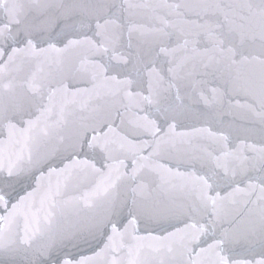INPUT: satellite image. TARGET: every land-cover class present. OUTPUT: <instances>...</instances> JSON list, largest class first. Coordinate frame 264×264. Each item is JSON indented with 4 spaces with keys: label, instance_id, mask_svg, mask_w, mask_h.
<instances>
[{
    "label": "snow or ice",
    "instance_id": "6c2138e0",
    "mask_svg": "<svg viewBox=\"0 0 264 264\" xmlns=\"http://www.w3.org/2000/svg\"><path fill=\"white\" fill-rule=\"evenodd\" d=\"M0 264H264V0H0Z\"/></svg>",
    "mask_w": 264,
    "mask_h": 264
}]
</instances>
